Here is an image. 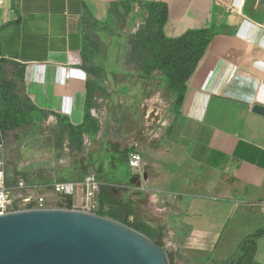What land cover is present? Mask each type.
I'll return each instance as SVG.
<instances>
[{"label": "crops", "instance_id": "crops-1", "mask_svg": "<svg viewBox=\"0 0 264 264\" xmlns=\"http://www.w3.org/2000/svg\"><path fill=\"white\" fill-rule=\"evenodd\" d=\"M147 6L165 7L168 38L210 33L183 101L173 96L166 113L159 93L146 94L151 77L120 76L136 69L131 32L146 25ZM88 81L98 86L90 115L99 129L81 136ZM6 83L41 115L4 132L17 148L15 167H6L17 193L25 191L20 178L46 185L95 170L107 212L151 224L174 261L190 264H232L242 241L264 226V110L254 111L264 107V0H0V87ZM147 109L166 122L155 137L143 133ZM134 152L143 156L147 191L133 190ZM255 244L243 262L264 264V236Z\"/></svg>", "mask_w": 264, "mask_h": 264}, {"label": "water", "instance_id": "water-1", "mask_svg": "<svg viewBox=\"0 0 264 264\" xmlns=\"http://www.w3.org/2000/svg\"><path fill=\"white\" fill-rule=\"evenodd\" d=\"M264 107L255 105L258 112ZM0 264H170L166 248L126 223L75 207L0 215Z\"/></svg>", "mask_w": 264, "mask_h": 264}, {"label": "trees", "instance_id": "trees-1", "mask_svg": "<svg viewBox=\"0 0 264 264\" xmlns=\"http://www.w3.org/2000/svg\"><path fill=\"white\" fill-rule=\"evenodd\" d=\"M149 17L146 26L142 27L132 39V55L137 54L142 62L141 75L145 78L151 77L152 73L157 70L162 82L166 88L173 93L176 103H181L185 94V83L197 67V64L206 48L210 38L207 30L189 29L183 35L176 38H168L164 35L162 26L167 18L165 7L147 6ZM153 27H157L156 32L152 31ZM98 86L92 81L87 82L86 92V119L83 127L80 129V135L83 131L95 134L98 129V123L91 118L90 107L93 105L94 95ZM0 129L4 133L6 130H13L22 124L34 123L41 119L39 109L32 104L30 100L22 99L14 93L13 87L6 83L0 87ZM91 125H93L91 127ZM70 126V125H69ZM70 128H72L70 126ZM72 133V132H71ZM81 142V141H80ZM79 142V143H80ZM103 186L101 185L99 201L100 208L98 214L114 218L122 221L127 225L136 228L156 242L164 246L162 239L158 235L155 227L143 221L139 217H135L134 221H129V213L112 215L107 212L103 206L106 198L103 195ZM67 207H70L68 204ZM264 236V226L247 236L239 246V251L246 245L249 248L246 254L256 247V239ZM171 257L172 254L168 253ZM245 254V255H246ZM238 255V254H237ZM246 257V256H245ZM250 261L251 264H257ZM232 264H242L240 259H235Z\"/></svg>", "mask_w": 264, "mask_h": 264}, {"label": "built area", "instance_id": "built-area-1", "mask_svg": "<svg viewBox=\"0 0 264 264\" xmlns=\"http://www.w3.org/2000/svg\"><path fill=\"white\" fill-rule=\"evenodd\" d=\"M71 76L72 71L68 66L64 72V77L65 79H70ZM93 112L96 116L100 117V112L96 110H93ZM159 114L161 113H155V111L151 110H148L146 113L143 133L148 137H155L160 126L166 123L163 117L157 118ZM129 165L132 170L140 175L138 183L133 187V190L147 191L142 154L140 152L132 153L129 158ZM101 185L102 183L98 179L97 173L92 171L88 172L82 179L77 181H55L46 185L28 183L24 178H20L17 183V188L21 191H25L17 193L14 187L7 183L5 137L0 129V215L9 213L15 208L40 209L66 207L68 203L62 204V201L67 198H71V207L97 213L100 208L99 194ZM50 191L59 195V199L50 198ZM157 193L161 195L178 196V193L167 191Z\"/></svg>", "mask_w": 264, "mask_h": 264}, {"label": "rangeland", "instance_id": "rangeland-1", "mask_svg": "<svg viewBox=\"0 0 264 264\" xmlns=\"http://www.w3.org/2000/svg\"><path fill=\"white\" fill-rule=\"evenodd\" d=\"M146 26V25H145ZM156 30H157V27H153L152 28V31H155L156 32ZM131 34L133 35V36H135L136 35V31L134 32V31H132L131 32ZM130 61L128 62L129 63V65L131 64V65H133L134 67H136V69L135 70H131L130 71V69L127 71V70H125V71H121L120 72V76H123V73L124 74H126L127 76H128V74L131 76V77H138L139 76V73H141V71L139 70V68H140V66H141V64H142V62H141V60H140V58H139V56L137 55V54H131L130 53ZM108 65V64H107ZM112 66V67H111ZM111 69L110 70H115V67H116V65L114 64V65H112L111 64ZM138 68V69H137ZM154 73H156V72H154ZM154 73L152 74V76H151V78H152V80L150 81L151 83H150V86H148L147 88H146V94H147V96L148 97H150V96H154V95H158V93L161 95V107H162V111L164 112V113H166L167 112V109L170 107V105H171V103H172V99H173V93L172 92H170L167 88H166V86H164L162 83H161V81L159 80V78L157 77V76H155L154 75ZM101 75L102 77H104V78H107L108 76L107 75H104V73H102L101 71H98V72H95V75ZM109 76H111V75H109ZM129 88V87H128ZM19 91L21 92V90L19 89ZM24 96V95H23ZM1 109H3V106L2 105H0V110ZM138 117H139V115H138ZM11 134H8V133H6L5 135H4V137H5V150H6V156H5V158H6V162H7V166L6 167H8L9 169H12V168H14L15 167V163H16V161H17V158H18V156H17V148H16V146H13V145H11L10 144V140L8 139L9 138V136H10ZM92 171H95V170H92ZM92 171H90V172H92ZM96 172V171H95ZM64 207V206H63ZM67 207V206H66ZM249 248V245L248 244H246L239 252H238V255H236L235 256V259H240V263H242V264H251L250 263V261H245V262H243L244 261V258H245V254H246V251H247V249ZM167 252L168 253H171V250L167 247ZM169 255V254H168ZM169 260H170V264H190V263H188L185 259H183V258H181V259H179L178 261H174V259H173V256H169Z\"/></svg>", "mask_w": 264, "mask_h": 264}]
</instances>
